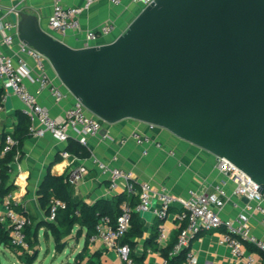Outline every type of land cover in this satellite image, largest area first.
I'll list each match as a JSON object with an SVG mask.
<instances>
[{
	"label": "water",
	"instance_id": "obj_1",
	"mask_svg": "<svg viewBox=\"0 0 264 264\" xmlns=\"http://www.w3.org/2000/svg\"><path fill=\"white\" fill-rule=\"evenodd\" d=\"M15 15L18 39L103 125L164 128L230 161L264 198V0H153L112 41L80 47Z\"/></svg>",
	"mask_w": 264,
	"mask_h": 264
},
{
	"label": "crops",
	"instance_id": "obj_2",
	"mask_svg": "<svg viewBox=\"0 0 264 264\" xmlns=\"http://www.w3.org/2000/svg\"><path fill=\"white\" fill-rule=\"evenodd\" d=\"M54 0H2L0 22L9 21L16 24L19 17L16 11L30 12L38 17L39 24L48 30V18L52 14ZM66 6H76L81 9L78 18L79 31H69L60 40L72 47L83 44L84 34L87 30L97 29L102 23L112 21L115 31L107 36L100 37L98 43H107L123 33L131 20L141 9L133 0H121L114 4L108 0H96L89 6L85 0H62ZM13 31L0 29V51L16 59L23 57L31 69L32 75L37 73L33 60L21 51L22 42L17 37V29L10 44L4 41V36ZM46 73L55 86L64 90L60 81L47 65ZM28 89L36 95L38 102L46 107L50 114L57 120H63L66 110L73 104L74 97L68 94L60 101H56L48 87L37 82L25 80ZM0 131L12 132L19 125L20 117L24 114L23 103L11 91L5 90L0 80ZM30 122V121H28ZM106 132L87 137L85 146L89 155L81 158L66 151L70 140L60 141L52 134L46 132L42 136L28 134L21 146V154L16 156L11 163L9 181L13 184L10 192L11 201L26 211L32 217V228L35 224L46 220L45 210L37 201V189L45 174L50 171L57 175L67 176L71 169L83 167V173L73 184V196L82 199L87 204H92L98 199L107 200L111 205L122 202L125 191V180H120L118 186L110 188L108 174H102L97 161L107 163L110 167H117L131 174L130 181L139 184L148 181L154 191L165 189L176 196L186 197L189 191H212L219 186L224 189L226 198L219 210L222 219H233L239 213L246 212L248 226L251 232L264 240V221L254 208L252 201L233 192L234 184L226 173L217 167V157L209 151L189 143L164 128L150 126L147 123L134 119H123L113 124L103 125ZM22 128V125H19ZM138 131L149 135L151 143L139 144L132 137ZM25 132V131H24ZM156 142L160 146H156ZM145 151V152H144ZM122 194V195H121ZM119 195L122 197L117 198ZM138 199V198H137ZM124 201V200H123ZM155 197L152 205H156ZM179 204L171 206L163 220L147 210L140 213L143 222V235L134 239V251H145L144 262L162 264L163 257L157 247L163 246L157 240H147L153 226L160 220L159 226H164L168 240L172 233L178 231L184 224L178 217ZM158 229L156 231H158ZM155 231V230H154ZM220 231L202 232L191 241L190 250L194 258L192 264H236L235 259L227 244L220 241ZM167 240V241H168ZM167 243V242H166ZM165 245V244H164ZM248 250H254L246 244ZM99 251L101 264H124L121 262L115 249L108 248L100 240L89 243L88 252ZM134 264V263H133ZM142 264V263H135ZM185 264V263H183Z\"/></svg>",
	"mask_w": 264,
	"mask_h": 264
},
{
	"label": "built area",
	"instance_id": "obj_3",
	"mask_svg": "<svg viewBox=\"0 0 264 264\" xmlns=\"http://www.w3.org/2000/svg\"><path fill=\"white\" fill-rule=\"evenodd\" d=\"M1 1L0 13L2 11ZM94 1L96 0H85V5L89 6ZM108 1L117 4L121 0ZM133 1L142 8L153 0ZM80 11L79 7L66 6L62 0H54L52 14L48 18L49 32L58 37L69 31H79L78 15ZM0 29L16 32V24L3 21L0 22ZM115 29V24L112 21H106L97 29L87 30L82 46L100 44L98 43L99 38L112 34ZM13 32L4 36V41L7 44L12 42ZM21 51L33 60L37 73L32 75L31 69L23 57L14 59L0 51V80L3 88L11 91L23 103L24 113L30 121L29 133L42 136L48 132L60 141H67L69 137H73L78 143L86 146L87 137L98 134L103 127V122L90 114L81 101L75 98L73 104L66 110L63 120L54 118L49 110L38 102L36 95L28 89L25 80L48 87L56 101H60L70 93L65 90L62 91L58 86L51 83L46 73L47 60L44 55L25 44H22ZM1 109L2 106L0 105ZM132 137L139 144L152 142L151 137L142 132L135 131L132 133ZM14 143L15 140L11 134H6L2 153L10 150ZM155 144L160 146L158 142ZM62 155L67 156L68 152L63 151ZM97 165L102 174L109 175L110 188H116L118 182L123 179L126 181L125 191L129 194H136L138 198L135 204H130L128 200L122 201L115 220L110 215H101L95 224L94 231L88 238L89 243L100 240L108 248L115 249L122 263L133 264L129 256L130 247L126 243H121L122 237L130 228L132 213H143L151 210L156 217L163 220L168 209L174 204H179L178 217L184 222V226L171 248V253H177L180 249L188 247L189 240L202 232L220 231V241L229 246L236 264H264V240L251 232L248 226L247 213L241 212L233 219L220 217L219 210L226 198V193L221 187L217 186L212 191H189L186 197H181L171 194L165 189L154 191L148 181H142L137 185L130 181L131 174L129 172L117 167H110L105 162L97 161ZM217 167L226 173L233 182V192L252 201L253 206L248 204L247 208H254L264 221V198L259 192L258 185L242 170L223 157H217ZM83 171V167L79 166L71 169L67 175L69 182L74 184ZM10 196L11 194L8 192L0 200V224H3L8 231V244L10 246L17 248L19 252L28 251L29 243L26 228L31 224V219L26 213L14 208ZM154 197L157 201L156 205H152ZM58 205H62V203L59 200H53L47 220L54 219L55 208ZM157 240L160 245L166 244L168 234L164 226H159ZM246 244H249L254 250H248ZM0 246L4 245L1 244ZM193 262L194 258L190 247H188L184 263L192 264ZM162 264H168L165 258Z\"/></svg>",
	"mask_w": 264,
	"mask_h": 264
},
{
	"label": "trees",
	"instance_id": "obj_4",
	"mask_svg": "<svg viewBox=\"0 0 264 264\" xmlns=\"http://www.w3.org/2000/svg\"><path fill=\"white\" fill-rule=\"evenodd\" d=\"M28 121V116L23 114L19 120V125H22L21 129L19 125H17L12 132L0 131V200L13 188V184L9 181L10 167L15 157L21 154L22 143L29 134L30 122ZM8 133L11 134L15 143L10 150L2 153L4 139ZM65 150L81 158L89 155L88 149L84 145L78 143L77 140L73 139L68 142ZM72 186L73 184L69 182L68 177L65 175H57L50 171L45 174L37 189V201L39 206L45 210V214L48 216L53 200H59L62 205L56 206L53 220L46 219L35 224V231L44 227L45 232L50 233L54 241L58 243L63 236L69 235L75 230V235L78 237L83 235V245L81 249L74 254L72 262L69 264H101L99 251H94L93 253L88 252V238L94 231L95 224L101 215H110L111 218L115 220L119 213V202L117 201L111 205L107 200L98 199L92 204H87L82 199L73 196ZM121 195L117 198L122 197ZM123 195V200H128L130 204H135L138 200L136 194L124 192ZM13 206L16 210L26 213V211L21 210L18 205L13 203ZM27 215L32 221V217L29 214ZM159 223L160 220L155 222L153 230L147 240H155L158 235V231L156 230L158 229ZM183 226L184 224L180 226L178 231L172 233L165 245L157 247V250L160 252L161 256L167 260L168 264H183L188 247H190L191 241L196 238L194 237L189 240L188 247L180 249L177 253H171V248L175 244ZM31 229L32 226L30 224L26 228L29 249L37 243V240H31L33 232ZM142 235L143 222L140 212H133L130 228L122 237L121 243H126L130 247L129 256L134 264H153L152 262H144L145 251L136 253L133 250L136 245L134 239L140 238ZM1 244L15 251L19 260L23 263L30 264L34 261V259H31L28 255V251L19 252L17 248L8 244V231L3 224H0V245Z\"/></svg>",
	"mask_w": 264,
	"mask_h": 264
},
{
	"label": "rangeland",
	"instance_id": "obj_5",
	"mask_svg": "<svg viewBox=\"0 0 264 264\" xmlns=\"http://www.w3.org/2000/svg\"><path fill=\"white\" fill-rule=\"evenodd\" d=\"M32 228L31 240L37 243L28 250V255L34 259L30 264H69L74 254L83 245V235L78 237L75 230L71 234L63 236L56 243L50 233L41 227L37 231ZM0 264H26L19 260L15 251L7 246H0Z\"/></svg>",
	"mask_w": 264,
	"mask_h": 264
}]
</instances>
